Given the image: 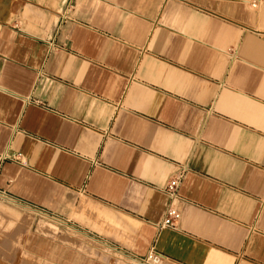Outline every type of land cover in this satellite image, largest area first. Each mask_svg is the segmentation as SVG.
I'll return each instance as SVG.
<instances>
[{"label": "crops", "instance_id": "crops-1", "mask_svg": "<svg viewBox=\"0 0 264 264\" xmlns=\"http://www.w3.org/2000/svg\"><path fill=\"white\" fill-rule=\"evenodd\" d=\"M0 203L33 264H264V0H0Z\"/></svg>", "mask_w": 264, "mask_h": 264}, {"label": "rangeland", "instance_id": "rangeland-1", "mask_svg": "<svg viewBox=\"0 0 264 264\" xmlns=\"http://www.w3.org/2000/svg\"><path fill=\"white\" fill-rule=\"evenodd\" d=\"M31 221V217L0 203V264H33L22 254V244Z\"/></svg>", "mask_w": 264, "mask_h": 264}, {"label": "built area", "instance_id": "built-area-1", "mask_svg": "<svg viewBox=\"0 0 264 264\" xmlns=\"http://www.w3.org/2000/svg\"><path fill=\"white\" fill-rule=\"evenodd\" d=\"M183 177L184 171L180 170L169 179L165 186V193L168 196L170 203L162 226L175 227L181 218V211L179 209L181 197L179 194V189ZM50 217L54 220H57V217L54 215ZM99 241L102 242L104 246L112 252L113 255L125 259L128 264H163L164 257L157 251H151L146 256L139 257L112 243L103 241L101 239H99Z\"/></svg>", "mask_w": 264, "mask_h": 264}, {"label": "bare ground", "instance_id": "bare-ground-1", "mask_svg": "<svg viewBox=\"0 0 264 264\" xmlns=\"http://www.w3.org/2000/svg\"><path fill=\"white\" fill-rule=\"evenodd\" d=\"M12 223H14L13 221H12ZM6 224V223H5ZM10 225V224H9ZM8 227H10V226H8ZM5 228V227H4Z\"/></svg>", "mask_w": 264, "mask_h": 264}]
</instances>
